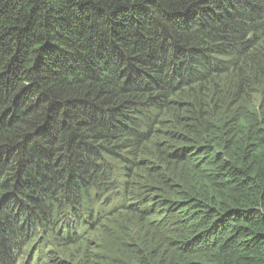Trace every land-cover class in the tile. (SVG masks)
<instances>
[{"label":"trees","instance_id":"obj_1","mask_svg":"<svg viewBox=\"0 0 264 264\" xmlns=\"http://www.w3.org/2000/svg\"><path fill=\"white\" fill-rule=\"evenodd\" d=\"M107 235L264 264V0H0V264H109Z\"/></svg>","mask_w":264,"mask_h":264},{"label":"rangeland","instance_id":"obj_2","mask_svg":"<svg viewBox=\"0 0 264 264\" xmlns=\"http://www.w3.org/2000/svg\"><path fill=\"white\" fill-rule=\"evenodd\" d=\"M141 165V164H140ZM137 171H139V173H142L141 168L140 170L137 168ZM98 203H96L97 205ZM97 206H94V210L96 209ZM110 206H107V208ZM108 240H110L104 247L103 249V253L101 254V257H103L105 259V261H107L109 264H113L114 261L117 260L116 257H118V254H116V252L114 253V251H112V249H114V244H113V240L110 239V235H107ZM97 253H100L98 250H95ZM112 254L114 256H112ZM116 256V257H115ZM113 257V259L111 260L110 258Z\"/></svg>","mask_w":264,"mask_h":264},{"label":"bare ground","instance_id":"obj_3","mask_svg":"<svg viewBox=\"0 0 264 264\" xmlns=\"http://www.w3.org/2000/svg\"><path fill=\"white\" fill-rule=\"evenodd\" d=\"M160 216V215H159ZM158 235V234H157ZM164 240V239H163Z\"/></svg>","mask_w":264,"mask_h":264}]
</instances>
